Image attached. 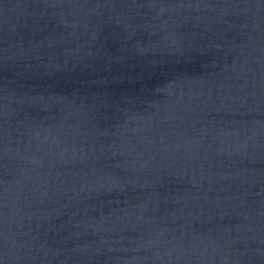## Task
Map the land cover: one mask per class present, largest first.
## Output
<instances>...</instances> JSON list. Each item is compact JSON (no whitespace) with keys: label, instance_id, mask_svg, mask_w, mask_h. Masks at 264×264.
Segmentation results:
<instances>
[{"label":"water","instance_id":"1","mask_svg":"<svg viewBox=\"0 0 264 264\" xmlns=\"http://www.w3.org/2000/svg\"><path fill=\"white\" fill-rule=\"evenodd\" d=\"M0 264H264V0H0Z\"/></svg>","mask_w":264,"mask_h":264}]
</instances>
